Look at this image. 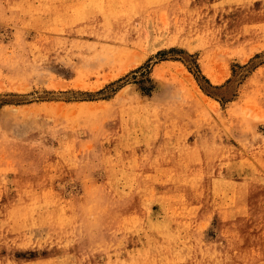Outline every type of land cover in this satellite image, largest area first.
<instances>
[{"label": "rangeland", "instance_id": "1", "mask_svg": "<svg viewBox=\"0 0 264 264\" xmlns=\"http://www.w3.org/2000/svg\"><path fill=\"white\" fill-rule=\"evenodd\" d=\"M0 264H264V0H0Z\"/></svg>", "mask_w": 264, "mask_h": 264}]
</instances>
